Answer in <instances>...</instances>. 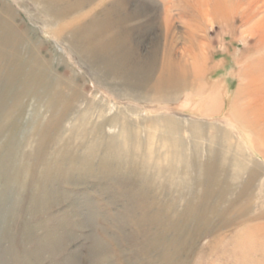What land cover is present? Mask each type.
I'll list each match as a JSON object with an SVG mask.
<instances>
[{
	"label": "bare ground",
	"instance_id": "1",
	"mask_svg": "<svg viewBox=\"0 0 264 264\" xmlns=\"http://www.w3.org/2000/svg\"><path fill=\"white\" fill-rule=\"evenodd\" d=\"M24 1L31 2L34 10L40 13L39 17H34L33 23L43 34L53 37L62 52L70 55L77 52L79 56H86L91 63H100L101 71L95 74L118 83L112 84L111 88L135 93L141 102L131 100L128 105L124 104L128 108L123 105L122 111L110 116L112 111L115 112V103L100 106L83 102L82 92L71 84V79L53 72L55 79L47 82L49 66L41 58V45L36 40L32 43L30 37L14 33V26L19 28L20 25L16 24V21H20L16 10L11 8L12 5L0 3V188L14 187L12 180L16 181L15 184L25 185V182L35 178L37 183L34 184L39 193H52L51 186L70 179L84 168L95 167L93 176L122 187V191L116 195L123 198L125 204H121V208L129 214L128 218L115 214L117 225L126 231V222L130 220V224L136 228L131 238L139 246H146L150 241L152 248L157 249L153 251V256L158 257V263L186 262L187 257L183 256L186 250L191 252V247L201 245L202 239L227 230L236 222L240 221L237 223L240 231L247 229L248 224L244 220L252 217L253 209L257 207L255 202L260 207L259 201L264 200V193L259 190L256 192V188L264 186L261 185L264 174L257 162H254V170L249 168L251 160L247 157L248 152L240 144L232 142L235 139L232 130L242 132L241 123L239 126L231 120H223V126L228 129L211 130L210 135L205 133L202 126H192L188 130L184 129L188 134L185 142L178 133L181 129L177 123L179 121L174 119V116L180 115L179 111L169 113L168 105H172V100L189 86L192 69L182 62L173 63L172 59L165 56L159 70L144 64L137 57V48L130 44L131 38L125 36L130 31L126 30L125 22L132 16L120 18L118 11L122 10L121 0L19 2L23 4ZM195 1L202 3L201 0ZM13 3L19 9L24 8L15 0ZM218 4L219 1H216L209 18L221 19L224 16V9ZM85 7L90 10L83 14L82 9ZM57 20L62 21L61 26L50 23ZM65 34H69L66 41H57ZM153 73L157 75L151 86ZM242 75L241 80L247 81L249 77ZM250 83L245 82L238 87L229 107L232 112L238 111L239 118L251 113L252 121L264 123L263 109L260 104L256 105V100L249 98ZM104 93L110 97L116 92L112 90ZM38 99L45 103V112L50 114V118L44 129L40 125L35 128V146L27 147L28 143L20 141L18 136L23 130L20 120L29 101L38 103ZM238 104L243 108L236 109ZM154 108L168 112L153 120L156 126L146 129L142 124L143 117L150 115ZM68 119L79 122L77 127L71 124L68 130L70 135L79 134L75 145L69 141L61 145L64 140L60 139L64 135L61 127ZM258 134V137H254L264 142L262 127ZM202 139H205L204 153L200 146ZM241 142L252 155L264 160V156L258 155L250 142L244 138ZM157 146L163 149L162 154ZM123 157L132 160L121 161ZM31 158L34 159L32 163L26 162ZM13 167L16 172L10 171ZM35 171H38L37 174ZM124 172L129 175L125 180L122 175ZM86 201L87 208L90 200ZM86 208L85 212L90 216L96 214L95 210ZM148 230L152 231V235L147 234ZM96 244L91 249L92 255L97 264H107L104 261L107 248L98 240ZM161 247L164 249L162 252L159 251ZM134 253L140 255L135 256V261L141 264L140 257L144 256V250Z\"/></svg>",
	"mask_w": 264,
	"mask_h": 264
},
{
	"label": "rangeland",
	"instance_id": "2",
	"mask_svg": "<svg viewBox=\"0 0 264 264\" xmlns=\"http://www.w3.org/2000/svg\"><path fill=\"white\" fill-rule=\"evenodd\" d=\"M7 1L0 0V3L4 6L12 5L11 8L16 10L20 20L16 21V24L20 25L19 28L14 26V33L30 37L32 43L36 40L38 45H41V58L49 66L47 82H53L55 79L53 72L71 79V84L82 92L83 102L97 103L100 106L115 103L117 105L115 112L112 111L110 116L122 111L123 105H128L131 100L141 102L135 93L111 88L112 84L118 83L95 74L101 71L98 65L86 64L80 58L76 60L75 55L71 54L72 57L69 53L62 52L54 38L43 34L33 23L34 17H39L40 13L34 10L31 2L24 1L22 4L20 0H15L24 7L19 9L13 3L14 0ZM201 1L202 3L195 0H121L123 6L118 13L121 15L120 18L125 15L132 16L125 22L126 30H130L129 35L125 36L131 38L130 44L137 48V57H140L144 64H150L159 70L158 67L165 56L172 59L173 63L182 62L192 69L189 86L172 100L173 104L170 103L172 105H168L169 113L175 111L180 113L174 116L181 128L178 131L179 136L186 142L188 134L185 130L192 126L196 128L202 126L209 135L211 130L224 131V128L225 130L228 128L223 126V120H231L243 126V129L240 127L242 132L238 129L232 130L235 132L233 144H240L241 148L248 152L247 157L251 160L249 168L254 170L256 166L254 162H257L264 174V160L252 155L249 148L241 142L244 138L252 144L258 155L264 156V142L256 138L260 127L264 129V123L252 121L251 113L239 118L238 111L235 113L230 109L238 87L245 82H251L249 98L256 100V105L260 104L264 119V0ZM216 1H219L218 5L224 9L225 20L224 16L221 19L208 17ZM82 10L84 14L90 9L85 7ZM92 14L93 12L89 15ZM14 18L13 16L12 19ZM61 22L50 21L59 26L62 25ZM49 29L53 33L52 29ZM68 36L69 34H65L64 37L57 38V41H66ZM242 73L245 74V78L249 77L247 81L241 80ZM156 75L157 73L151 75V86ZM196 75L198 78H195ZM100 88L116 93L109 95L112 97L110 98ZM31 101L20 120L23 130L18 135L20 141L28 143L27 147L35 146L33 134L35 128L40 125L41 129H44L50 118V114L45 112L43 101L40 99L38 103ZM127 105L124 106L128 108ZM238 105L236 109L243 108ZM165 112L168 110L154 108L150 115L143 117L142 124L146 129H151L155 125L153 120ZM71 124L77 127L79 122L68 119L62 124L64 135L62 134L60 139L64 140L61 141V145L66 141L75 145V139L79 140V134L70 135L68 132ZM200 143L204 153L205 139L200 140ZM157 147L160 150H156L162 154L163 149ZM123 160L131 161L132 158L123 157L121 161ZM33 161L32 158L26 160L29 164ZM13 168L10 171L16 172L15 167ZM93 169L95 167L84 168L70 179L61 180L60 183L51 186L52 193H39L34 184L37 183L35 178L25 182V185L15 184L16 181L12 180L11 184L14 187L0 188V264H97L91 253L92 247L97 245V240L107 248L104 253V261L107 264H138L139 261H135V258L140 255L137 256L134 251L138 253L140 249L145 253L140 257L141 264H168L162 261L158 263V257L153 256V251L157 249L152 248L150 241L149 244L146 243L147 248L133 241L130 235L136 233V228L130 224V220L126 222V231L117 225L115 214H122L125 218H128L129 214L127 210L121 208V204H125L123 198L116 195L122 191L120 190L122 187L93 176ZM37 172L35 171V174ZM122 175L124 180L129 176L125 172ZM261 185H264V181ZM260 187L256 188V192L259 190L260 193H264V186ZM86 199L90 200L87 208ZM259 202L260 207L255 202L258 208L254 207L252 217L244 220L248 224L247 229L240 231L237 226L239 221L230 225L227 230H221L211 237L202 239L201 245L191 247V252L186 250L183 256L188 259L186 258V262L182 264H264V200ZM85 208L95 210L96 214L90 216L85 212ZM147 234L152 235V231L148 230ZM207 244H210V247L206 248ZM163 250L162 247L159 248V251ZM147 251L149 253H146ZM193 252L195 255L191 254Z\"/></svg>",
	"mask_w": 264,
	"mask_h": 264
},
{
	"label": "crops",
	"instance_id": "3",
	"mask_svg": "<svg viewBox=\"0 0 264 264\" xmlns=\"http://www.w3.org/2000/svg\"><path fill=\"white\" fill-rule=\"evenodd\" d=\"M110 38H111V37H110ZM114 44L116 45V43H114ZM121 46L123 47V46H125V45H121ZM71 54H72V55H75L76 60L80 58V59H82L86 64H89V65L91 64V65H93V66H97V65H98L100 68H102L100 63H95V64H94V63H91V61L88 60V58H86V56H84V57L79 56V54H78L77 52H76V53L73 52V53H71ZM128 56H129V55H128ZM77 57H78V58H77ZM112 57H113V55H112ZM89 61H90V62H89ZM96 72H97V71H96Z\"/></svg>",
	"mask_w": 264,
	"mask_h": 264
}]
</instances>
